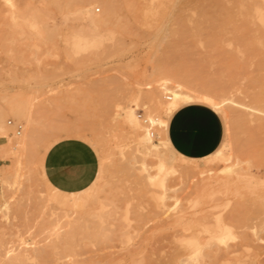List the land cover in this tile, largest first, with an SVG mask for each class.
Masks as SVG:
<instances>
[{"label":"rangeland","instance_id":"1","mask_svg":"<svg viewBox=\"0 0 264 264\" xmlns=\"http://www.w3.org/2000/svg\"><path fill=\"white\" fill-rule=\"evenodd\" d=\"M102 4L91 14L84 0H0V264H264V111L249 108L264 110L250 96L264 80V0H116L108 13ZM166 86L233 100L224 109L192 101L221 115L214 154L148 153L125 113L136 108L145 125L160 118L159 144L171 115ZM16 103L45 129L23 149V166L8 144L30 126ZM56 123L97 136L88 139L99 158L89 209L70 224L52 222L43 203L62 195L39 158ZM221 148L227 158L217 159ZM159 157L178 169L166 187L147 177Z\"/></svg>","mask_w":264,"mask_h":264},{"label":"bare ground","instance_id":"2","mask_svg":"<svg viewBox=\"0 0 264 264\" xmlns=\"http://www.w3.org/2000/svg\"><path fill=\"white\" fill-rule=\"evenodd\" d=\"M74 1V0H73ZM103 0H84V3L86 4L85 6H88V12H90L92 14L93 11V5L94 3H99L102 4ZM129 1V0H128ZM78 3V2H77ZM116 3V0H107V7L105 8V11H109V9L114 8V5ZM131 4V3H130ZM218 4V3H217ZM222 4V3H221ZM103 5V4H102ZM133 5V4H132ZM104 6V5H103ZM220 6V5H219ZM222 6V5H221ZM224 7V6H223ZM115 9V8H114ZM113 9V10H114ZM262 10V9H261ZM106 11V12H107ZM111 11V10H110ZM115 11V10H114ZM108 13V12H107ZM248 14V12H246ZM244 13V14H246ZM89 14V13H88ZM225 14V13H224ZM223 14V15H224ZM264 14V13H263ZM262 14V15H263ZM95 15V14H94ZM91 15V16H94ZM227 15V14H226ZM249 15V14H248ZM252 15V14H251ZM250 15V16H251ZM90 17V16H89ZM96 17V15H95ZM223 17V16H222ZM97 18V17H96ZM254 18V17H253ZM95 18H93L94 20ZM98 19V18H97ZM101 19V18H100ZM99 19V20H100ZM254 21V20H253ZM245 22V21H244ZM256 23V22H255ZM253 24V23H252ZM254 25V24H253ZM244 26V25H243ZM241 26L242 28H245ZM246 26V25H245ZM248 26V25H247ZM252 26V25H251ZM249 27V26H248ZM251 28V27H250ZM253 28V27H252ZM258 28V25H257ZM263 28V27H262ZM259 28V29H262ZM240 29V28H239ZM249 29V28H248ZM243 30V29H241ZM246 30V29H244ZM252 30V29H251ZM256 31V30H254ZM257 32V31H256ZM260 32V31H259ZM255 33V32H254ZM262 35V32H261ZM264 35V34H263ZM217 41V40H216ZM260 55V54H259ZM262 56V55H261ZM213 58V57H212ZM218 75V74H217ZM220 75V74H219ZM258 75V74H257ZM256 75V76H257ZM222 77V76H221ZM264 79V78H263ZM260 79H258L259 81ZM210 81V80H209ZM257 81V80H256ZM257 81V83H258ZM213 83H215L214 81H211ZM210 83V82H209ZM217 83V82H216ZM226 84V82H224ZM256 83V82H255ZM261 83V84H260ZM260 83L257 84L258 90H254L253 92H251L250 96L252 97L254 103H256L257 105L264 106V80H260ZM219 84V83H217ZM205 85V84H204ZM215 85V84H214ZM259 85V86H258ZM194 86V85H193ZM203 86V85H202ZM207 85H205L206 87ZM218 85H216L215 87H217ZM220 86V84H219ZM164 87V86H163ZM184 86L180 87L177 86L175 89H172L169 86L165 87V90H163L165 92V98L167 97V102H168V106L171 109L170 112H172L173 110H175L177 107H179L182 104L185 103H189L198 99H202L205 100L209 103H211L212 105L216 106L217 108H223L226 107V103L227 101H230V103H233V100H231L229 97L224 99L223 97H218L219 94L216 92V94L211 90V88H209V90H204L201 91V89H199V87L197 89H188L183 88ZM195 87V86H194ZM197 87V86H196ZM210 87V86H209ZM225 88V85L223 86ZM232 88H237V86H229ZM228 86L226 87V89L229 88ZM240 87V86H238ZM256 87V86H255ZM190 88V87H189ZM218 88V87H217ZM222 88V87H221ZM223 88V90H224ZM241 88V87H240ZM233 92L237 93V94H241L243 93L242 91L244 90H239L238 89H233ZM245 93V91H244ZM246 94V93H245ZM244 94V95H245ZM218 95V96H217ZM224 95V94H223ZM221 95V96H223ZM243 95V94H242ZM243 95V96H244ZM249 95V94H248ZM164 97V96H162ZM249 97V96H248ZM247 98V97H246ZM153 99V98H152ZM251 99V98H250ZM154 100V99H153ZM152 100V101H153ZM156 100V99H155ZM162 100V99H161ZM150 101V100H149ZM137 104V102H136ZM159 104L157 102V106L159 107ZM229 104V103H228ZM155 105V106H156ZM137 106V105H136ZM250 106V105H249ZM228 107V105H227ZM262 107V106H261ZM261 107H255V106H250L249 108H251L254 111H259L262 110L264 111ZM11 109L18 112L19 114H21V116H23L24 118H26L27 122H29L30 126L26 129L25 134L23 135V137H21L20 139H18V137L16 138L17 141L14 142H10L9 141V149L13 150V153L17 155V159L19 162V165L23 166V159L21 157V155L23 154V149L26 147L27 144L31 143L32 141L36 140L39 136V134L41 133V131L44 128H40L38 125V121H36V117H33V114L30 113L25 107H23L21 104H14L11 106ZM111 109V108H110ZM109 111L108 114L112 111V110H107ZM112 114V112L109 114V116ZM118 116V115H117ZM120 116V115H119ZM125 119L127 122H129L135 129L137 130H143L145 132V134L147 135L149 141H150V145L149 146V154L150 155H159L160 153V147H164V148H168L169 149V143H168V139H167V129H166V123L160 124L159 125V144L158 143H154L152 141L153 136H154V132L152 131L154 129V127H156L157 124H159L160 118H158L157 116H152V115H147V117L145 118V122H148L146 125L143 124L141 122V119L139 118L138 114L136 113V108H130L129 110L126 111L125 113ZM264 119V118H263ZM10 125H14L13 122L9 121ZM45 124V123H44ZM55 124V123H53ZM48 126L52 125L50 123L47 124ZM57 125V123H56ZM59 125V126H58ZM57 126H52V127H48L49 129L46 131V133L44 132L43 137H42V141L40 139V143L43 142L44 147H45V152L48 150V148L56 141H58L57 136L59 138L60 135H66V136H75V137H80L86 140H92L93 138L97 140V136L95 134H92V132L90 133L88 128H86L84 125V127L82 126H75L74 124L69 125V124H58ZM74 125V126H73ZM44 126V125H42ZM21 127H23L21 125ZM45 130V129H44ZM40 131V133H39ZM18 135L21 134V130L20 131H16ZM95 133V132H94ZM4 137H7V132L3 133ZM158 136V135H157ZM51 138H53V141H49ZM8 139V138H7ZM15 139V140H16ZM12 140V139H11ZM14 140V138H13ZM143 143V142H141ZM8 148V147H7ZM10 150V151H11ZM171 150V149H170ZM230 151V150H229ZM227 152V150H226ZM45 155V154H44ZM44 155L40 158V161H42V165H43V159H44ZM228 154H225V152L223 151V148H221L214 156L219 158H227ZM216 159V158H215ZM146 160V158H145ZM25 162V161H24ZM157 171L155 174L153 173H148L147 177H150V182L155 185H162V186H167L166 182L168 180V177L171 173L178 171V169H175L173 166L169 165L163 158L159 157L157 163ZM21 168V167H20ZM142 170L147 171L149 170L148 164L146 163V161H142L141 163V167ZM21 170V169H20ZM190 170V169H189ZM192 173V172H191ZM192 175V174H191ZM44 181L46 183V185L52 189L53 191H55L56 193H60L62 195L60 196H56L54 198L51 199H47V200H43L44 206L46 207L47 205H49L48 207H50L51 209H49V212L47 211L46 214H48L51 218H53L51 221L54 223H59L62 220L66 221L67 223L70 224V222L74 221L76 218L82 217V213L83 212H87V210L89 209V204L91 202V197L90 194L88 192H86L87 190H84L82 192H78V193H63L60 192L58 190H56L55 188H53L46 180L45 176L43 175ZM143 178V177H142ZM141 178V179H142ZM154 186V185H153ZM170 187V184H169ZM169 189V188H168ZM100 203V202H99ZM101 204V203H100ZM99 204V205H100ZM103 205V204H102ZM101 208V206H100ZM91 209V208H90ZM95 209V208H94ZM51 210V211H50ZM97 209H95L96 211ZM93 211V209H92ZM50 213V214H49ZM90 213V212H89ZM93 213V212H92ZM94 214V213H93ZM92 214V215H93ZM96 214H99V211H97ZM101 215V214H99ZM47 216V215H46ZM103 216V215H102ZM49 218V217H48ZM50 222V221H49ZM68 224V225H69ZM196 241V240H195ZM194 242V241H193ZM50 243V242H49ZM190 243V242H189ZM66 245V244H65ZM191 245V244H190ZM195 245H197L195 243ZM200 245V243H199ZM48 246V245H47ZM57 247V246H55ZM191 247H193L194 249V245ZM197 248H195L194 250H199L201 248H199L200 246H196ZM199 248V249H198ZM236 251V250H233ZM36 252V251H35ZM50 252V251H49ZM195 252V251H194ZM228 252V250H227ZM39 253V252H38ZM45 253V252H44ZM78 253V252H76ZM80 254V253H79ZM41 256V255H40ZM224 256V254H223ZM43 257V255H42ZM221 257V256H220Z\"/></svg>","mask_w":264,"mask_h":264},{"label":"crops","instance_id":"3","mask_svg":"<svg viewBox=\"0 0 264 264\" xmlns=\"http://www.w3.org/2000/svg\"><path fill=\"white\" fill-rule=\"evenodd\" d=\"M170 148L189 159H203L214 154L223 138V120L212 106L191 102L171 112L166 122ZM61 146L57 147V144ZM81 145L78 155L83 161L81 170L69 182L64 176V153ZM43 175L47 182L63 193H78L93 185L99 173V158L94 147L83 138L68 137L54 142L45 152Z\"/></svg>","mask_w":264,"mask_h":264},{"label":"snow or ice","instance_id":"4","mask_svg":"<svg viewBox=\"0 0 264 264\" xmlns=\"http://www.w3.org/2000/svg\"><path fill=\"white\" fill-rule=\"evenodd\" d=\"M61 146L59 143L57 144V147ZM82 146L77 145L75 149H68L64 153V158L62 162L64 163V176L65 179L71 182L75 175L81 170V165L83 164V161L79 158L78 152ZM232 239H235V237H232ZM225 241H221V243H224Z\"/></svg>","mask_w":264,"mask_h":264},{"label":"built area","instance_id":"5","mask_svg":"<svg viewBox=\"0 0 264 264\" xmlns=\"http://www.w3.org/2000/svg\"><path fill=\"white\" fill-rule=\"evenodd\" d=\"M10 122H12V121H10ZM21 128H22L21 125H18V131H20Z\"/></svg>","mask_w":264,"mask_h":264}]
</instances>
